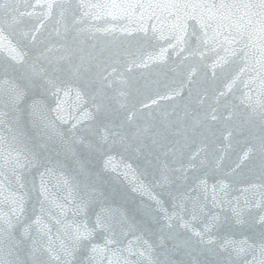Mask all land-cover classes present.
<instances>
[{
    "label": "water",
    "instance_id": "1",
    "mask_svg": "<svg viewBox=\"0 0 264 264\" xmlns=\"http://www.w3.org/2000/svg\"><path fill=\"white\" fill-rule=\"evenodd\" d=\"M0 264H264V0H0Z\"/></svg>",
    "mask_w": 264,
    "mask_h": 264
}]
</instances>
